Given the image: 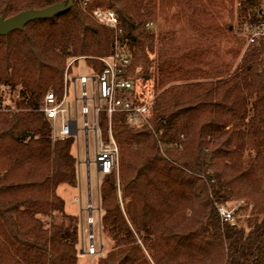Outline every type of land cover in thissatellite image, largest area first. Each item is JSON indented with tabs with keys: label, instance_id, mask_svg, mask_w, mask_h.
I'll list each match as a JSON object with an SVG mask.
<instances>
[{
	"label": "trees",
	"instance_id": "trees-1",
	"mask_svg": "<svg viewBox=\"0 0 264 264\" xmlns=\"http://www.w3.org/2000/svg\"><path fill=\"white\" fill-rule=\"evenodd\" d=\"M66 1L0 0V16ZM89 1L87 11L74 0L0 36V264H78L80 218L57 194L79 185L74 136L54 140L42 106L48 92L64 98L70 60L100 75V59L116 48L130 56L129 74L139 70L133 96L153 100L154 116L152 128H133L125 113L99 114L119 157L99 185L113 246L98 264H264V41L242 37L248 48L232 51L239 63L221 58L235 27L222 23L215 0ZM239 2L247 32L258 0ZM98 7L116 12L117 31L93 19ZM172 10L190 39L150 27ZM5 88L16 93L13 107L2 106ZM233 201L243 205L225 221L219 208Z\"/></svg>",
	"mask_w": 264,
	"mask_h": 264
},
{
	"label": "built area",
	"instance_id": "built-area-1",
	"mask_svg": "<svg viewBox=\"0 0 264 264\" xmlns=\"http://www.w3.org/2000/svg\"><path fill=\"white\" fill-rule=\"evenodd\" d=\"M89 0H84L82 6L87 11ZM256 11L258 12L255 24L247 32L248 44H254L259 40L264 41V0H258ZM93 19L110 29L118 30L120 21L116 12L108 8H95L91 11ZM104 63V72L95 75L93 72L89 76H79L78 81L81 85V92L76 96L77 103H82L80 112L83 116L82 130L88 138L89 131H93L96 142L99 143V153L96 155L97 167L100 172L109 174L118 167L119 146L116 143L111 130H109L110 141L104 142L102 132L99 128V114L106 113L111 119L113 114L125 113L128 123L133 128L149 127L152 128V119L154 116L153 100L137 103L133 93L136 91V81L133 75L128 73V67L131 65L130 56L122 49L116 48L115 52L106 58L100 59ZM91 80V89L89 91L88 82ZM66 93L61 101H58L53 92H48L44 97L42 111L51 121L52 138L54 140H64L78 134V111H75L74 118L71 116L70 108L64 107ZM89 101H92L91 108ZM1 110V108H0ZM93 114L90 121L89 114ZM60 120V128L56 126ZM220 215L225 221H234V213L225 206H220ZM91 252H94L91 245Z\"/></svg>",
	"mask_w": 264,
	"mask_h": 264
},
{
	"label": "rangeland",
	"instance_id": "rangeland-1",
	"mask_svg": "<svg viewBox=\"0 0 264 264\" xmlns=\"http://www.w3.org/2000/svg\"><path fill=\"white\" fill-rule=\"evenodd\" d=\"M239 0H215L216 10L220 13L222 23L232 24L234 32L229 35V38L220 42L218 49L220 51L221 58L226 61L239 63L240 57L234 58L232 51L235 49H241L242 54L248 48L247 43H243L242 37L247 38L246 26L242 24V18L240 17L238 8ZM234 13L232 19L231 13ZM175 11H169L165 15H161L150 26L155 31L161 30H174L176 38L180 40L190 39L191 32L188 29V25L185 20H181L175 17ZM234 58V59H233ZM72 65L69 74L65 75L66 92H68L64 107L67 109L70 106L71 116L74 118L75 111H78V125L79 132L74 136L73 151L78 158L79 162V185L77 188L70 187L68 185H60L57 189V194L65 199L66 212L70 215H76L80 218V230L82 227V233L80 238V257L78 264H98L99 258L104 257L105 253L111 250L113 243L107 237L102 230L100 224V199H99V185L103 178V174L98 172L96 155L99 153V143H96V138L93 131H89L88 138L85 132L82 130L83 116H81L80 108L82 103L76 102V96L80 95L81 85L79 81L72 82L73 76L76 77L85 75L89 76L91 69L88 67L85 60H80L78 63H74V60L69 61V65ZM139 70H135L132 77L137 78ZM139 83V78H137ZM136 83V82H135ZM91 80L88 82V89H91ZM3 93L2 106L13 107V102L10 99L17 98L15 92L9 93V89L5 88ZM92 101H89V107L91 108ZM89 119L92 121L93 114H89ZM60 128V120L56 129ZM87 139V140H86ZM162 148V147H161ZM248 156L246 160H248ZM243 205L242 201H233L226 204L225 208L235 213ZM247 214H250L248 212ZM247 216H241L244 220ZM235 222V220L233 221ZM242 223V221H241ZM81 232V231H80ZM91 245L95 249L91 252Z\"/></svg>",
	"mask_w": 264,
	"mask_h": 264
},
{
	"label": "water",
	"instance_id": "water-1",
	"mask_svg": "<svg viewBox=\"0 0 264 264\" xmlns=\"http://www.w3.org/2000/svg\"><path fill=\"white\" fill-rule=\"evenodd\" d=\"M74 0L53 4L43 9H28L21 11L13 17H5L3 12L0 16V36H6L14 31L23 30L26 25L36 20L50 19L58 14L69 10ZM99 168V167H98ZM98 169V172H100Z\"/></svg>",
	"mask_w": 264,
	"mask_h": 264
},
{
	"label": "crops",
	"instance_id": "crops-1",
	"mask_svg": "<svg viewBox=\"0 0 264 264\" xmlns=\"http://www.w3.org/2000/svg\"><path fill=\"white\" fill-rule=\"evenodd\" d=\"M78 81V77H76V75L75 76H73V78H72V82L73 83H76ZM67 95H68V92H66V98H67ZM65 102H66V100H65ZM77 102V101H76ZM69 108H70V106H69ZM85 135H86V133H85ZM87 140V139H86ZM97 143V142H96ZM98 168V167H97ZM99 169V168H98ZM71 216V215H70ZM76 216V215H75ZM81 232H82V227H81V230H80Z\"/></svg>",
	"mask_w": 264,
	"mask_h": 264
}]
</instances>
